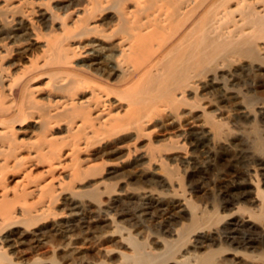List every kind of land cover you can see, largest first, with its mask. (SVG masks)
I'll list each match as a JSON object with an SVG mask.
<instances>
[{"label": "bare ground", "instance_id": "1", "mask_svg": "<svg viewBox=\"0 0 264 264\" xmlns=\"http://www.w3.org/2000/svg\"><path fill=\"white\" fill-rule=\"evenodd\" d=\"M0 264H264V0H0Z\"/></svg>", "mask_w": 264, "mask_h": 264}]
</instances>
